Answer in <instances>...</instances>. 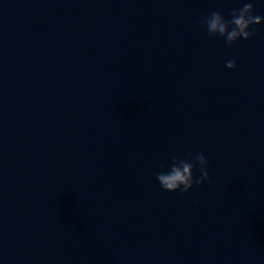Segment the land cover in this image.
<instances>
[{
  "label": "water",
  "instance_id": "water-1",
  "mask_svg": "<svg viewBox=\"0 0 264 264\" xmlns=\"http://www.w3.org/2000/svg\"><path fill=\"white\" fill-rule=\"evenodd\" d=\"M245 2L182 0L99 144L48 264H264V23L233 45L198 23L212 11L231 19ZM201 152L211 182L183 194L160 186L161 164Z\"/></svg>",
  "mask_w": 264,
  "mask_h": 264
},
{
  "label": "clouds",
  "instance_id": "clouds-1",
  "mask_svg": "<svg viewBox=\"0 0 264 264\" xmlns=\"http://www.w3.org/2000/svg\"><path fill=\"white\" fill-rule=\"evenodd\" d=\"M230 16L231 19H228L222 12L212 11L201 17L198 23L210 36L223 37L229 45L258 35V29L254 26L264 23V16L255 14V0H247L242 7L232 9ZM226 67L236 68V60L227 61ZM208 164L209 161L202 152L195 154L194 159L191 153L183 158L173 156L171 164H161V170L155 175L163 189L172 192L180 191L183 194L189 192L195 185H203L205 181L211 182ZM197 165L201 173L199 176H196L194 172Z\"/></svg>",
  "mask_w": 264,
  "mask_h": 264
}]
</instances>
